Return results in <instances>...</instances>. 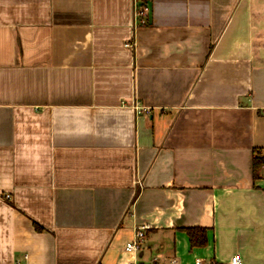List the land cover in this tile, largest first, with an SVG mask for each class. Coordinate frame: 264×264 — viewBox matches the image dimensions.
<instances>
[{
    "label": "crops",
    "instance_id": "crops-1",
    "mask_svg": "<svg viewBox=\"0 0 264 264\" xmlns=\"http://www.w3.org/2000/svg\"><path fill=\"white\" fill-rule=\"evenodd\" d=\"M135 2L0 0V264H264V0Z\"/></svg>",
    "mask_w": 264,
    "mask_h": 264
},
{
    "label": "trees",
    "instance_id": "trees-1",
    "mask_svg": "<svg viewBox=\"0 0 264 264\" xmlns=\"http://www.w3.org/2000/svg\"><path fill=\"white\" fill-rule=\"evenodd\" d=\"M140 4H147V0H139ZM263 164H264V155L259 153V151H256L254 160H253V166H254V175L255 177H258L261 171L263 170ZM36 228L38 230H41L43 227L40 226L38 223H36ZM185 232L189 235V241L191 247H201L208 244L209 238H208V228L207 227H186L183 229Z\"/></svg>",
    "mask_w": 264,
    "mask_h": 264
},
{
    "label": "built area",
    "instance_id": "built-area-1",
    "mask_svg": "<svg viewBox=\"0 0 264 264\" xmlns=\"http://www.w3.org/2000/svg\"><path fill=\"white\" fill-rule=\"evenodd\" d=\"M135 18L136 21L140 22L141 24H144L147 22V18H148V14H149V6L148 5H144V4H140L139 0H136L135 2ZM264 166V164H263ZM264 168V167H263ZM10 196L9 194L7 195V197ZM136 236L135 239H133L132 241L128 242L126 245V249H128L129 251H138V249L140 248L142 241L145 237V233L143 231V228H139L137 229V231L135 232ZM230 264H243L242 263V258L239 254H235L230 260L229 262ZM195 264H205L203 263L200 259L196 260ZM214 264V263H211Z\"/></svg>",
    "mask_w": 264,
    "mask_h": 264
}]
</instances>
